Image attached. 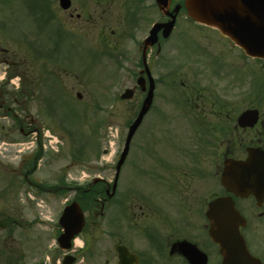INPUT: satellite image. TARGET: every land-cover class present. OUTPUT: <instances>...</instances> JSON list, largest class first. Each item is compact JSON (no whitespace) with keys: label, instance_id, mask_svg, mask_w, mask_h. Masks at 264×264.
<instances>
[{"label":"flooded vegetation","instance_id":"1","mask_svg":"<svg viewBox=\"0 0 264 264\" xmlns=\"http://www.w3.org/2000/svg\"><path fill=\"white\" fill-rule=\"evenodd\" d=\"M65 13L100 17L101 30L118 33L117 42L130 28H146V0H72ZM169 19L163 16L161 21ZM186 36L197 46L177 56L190 46L182 43ZM151 52L156 55L151 54L149 67L161 89L148 121L161 125V137L158 146L146 152V199L117 200L116 213L123 215L87 211L84 246L72 251L68 264H223L210 234L209 206L216 197L231 195L221 181L226 160L264 153L261 96H254L258 103L241 104L253 98L240 88L246 82L245 56L220 33L183 13L177 15L170 36L161 33ZM251 108L259 109V119L240 123L239 116ZM233 197L246 218L241 232L264 264V191L258 197ZM101 234L111 239L112 247H95ZM120 245L129 251L123 258ZM51 264H64L63 257Z\"/></svg>","mask_w":264,"mask_h":264},{"label":"rangeland","instance_id":"2","mask_svg":"<svg viewBox=\"0 0 264 264\" xmlns=\"http://www.w3.org/2000/svg\"><path fill=\"white\" fill-rule=\"evenodd\" d=\"M149 2L152 3L153 0H148ZM8 3L0 1V23H2L1 20L3 19L7 20L9 25H12V21H17V24L22 26V30L28 31L29 27L27 26L30 25V20L26 17L27 14L19 8L17 1L14 3V0H12L10 5H6ZM55 7L58 8V4ZM58 13L60 18L66 22V27L70 31L77 32L83 37V39L80 37L81 41L77 42L79 44L77 49L73 50L70 47V51H73L68 71H60L59 77L62 79V84H64L65 88L66 107L68 105L71 109L84 111L86 113L85 123L82 126L80 124L82 120L78 121V117H68L69 124L74 126L72 130L75 136L72 138L54 120L48 118L46 112L41 109L36 101H32L29 98L24 102V108L27 113L17 108L15 113L25 121L23 126L25 132L28 131L27 124L29 123L35 128L44 129L43 127H49L55 130L56 134L62 138V143L58 146L48 151L45 150V152L41 151V153L43 152V158L38 161V168L31 175V179L38 182L55 183L63 175L67 176V180L76 176L80 177V171L85 170L93 177H102L106 182L112 183L116 172V163L124 146L128 130L127 124L129 119L134 116L135 107L141 100V95L136 94L133 99L126 101L118 99L116 93H121L123 88L129 83L127 79L119 82V84L116 82L112 74L115 68L113 67L114 64L108 58V55L103 58L98 49L100 44H102L100 42L101 26L98 22V16H92L89 23V21H85L88 18L87 16H82L81 19H78L75 16H67L62 11H58ZM151 15L153 16L151 19L157 17V12ZM16 34L15 30L9 29L6 33L0 30V52L4 49L10 51L15 49L14 38ZM107 34H110L109 30ZM137 34L139 36L142 32ZM182 43L192 44L191 37H183ZM206 43L210 48V39H206ZM127 47L132 53L135 52V48L132 47L131 43H128ZM234 56L236 57L237 54L235 53ZM5 60L6 57L3 53H0L1 76L5 74V71H10L12 68V65L8 66L11 59L8 62ZM246 63L247 66H251L254 64V60L248 59ZM259 64L263 66L262 62ZM47 66H45L46 70H43L42 64L36 63V65H33L34 74L40 77L49 67L50 69L52 67L51 65ZM194 68L196 70V67ZM262 72L264 78V69ZM55 73L58 74V69L55 70ZM248 80L240 88H243L242 93L251 97ZM5 87L13 89L15 86L13 82H8ZM78 93L81 94V98L77 96ZM56 97L59 96L56 95ZM254 99V97L246 99L241 104L258 103L256 99L255 102H252ZM262 104L264 105V101ZM69 108H60L58 112H61L62 109L63 112L69 113ZM99 123L100 125H97ZM110 126H112V129L109 128ZM158 127H161V125L159 124L157 127L155 125L153 127L146 125L145 117L134 135L132 148L120 173V185L124 189H126L125 187H140L143 188L141 190L146 191V186L150 183V180L146 178V152L153 151L152 149L155 147L150 143L148 146L147 142L155 140L156 145L159 143L161 129ZM34 136L33 132L31 134L27 133L22 137L15 119L10 115H3V110L0 109V264H5L6 259L12 254L11 252L5 253L2 248H5V245L11 246L9 247L11 249H17V253H22L28 262H32L35 259L43 261L47 258V254L54 249L50 245L57 236L56 222H53V230L50 224L36 221L35 217L43 214L48 217L53 215L54 218H58L66 204L65 199H72L74 195L73 191L57 194L48 191L40 193L38 188L35 187L36 190L34 187H28L22 183L16 186L15 190L12 188L7 191L5 196L1 194L3 189L11 188L9 186L10 176L19 171L17 169L21 154L29 157L32 152L31 149L26 148L27 152L19 153L18 149L23 146H17V143H27L33 140ZM87 137L90 138L87 139ZM78 147L80 149L77 153ZM56 149L58 150L55 151ZM105 149H108V153H103ZM29 193L43 198L45 203L40 201L43 204L38 206L35 203L36 200H32ZM130 196L132 198L133 193ZM112 210H114V206L108 209L106 215L112 216ZM9 213L16 219L15 229H13L10 236L4 226L5 215ZM2 220L3 223L1 224ZM99 239L100 241L95 247H112L113 243L106 234H101ZM59 254L62 256V253Z\"/></svg>","mask_w":264,"mask_h":264},{"label":"water","instance_id":"3","mask_svg":"<svg viewBox=\"0 0 264 264\" xmlns=\"http://www.w3.org/2000/svg\"><path fill=\"white\" fill-rule=\"evenodd\" d=\"M158 2L164 10L169 0H158ZM61 3L64 7H68L70 1L61 0ZM186 5L192 17L219 28L224 34L241 45L247 54L264 57V0H186ZM157 30L158 28L154 29L153 35ZM123 96H132V91L128 90ZM149 102L150 97L144 100L139 117L130 126L126 145L118 162L117 176L128 153L131 138L146 113ZM249 113L244 114L242 119H245ZM257 168L252 163L244 167L230 164L226 168V184L234 188L239 185L240 181H247L249 184L250 181L248 180L254 182V179L245 180L240 177L236 170L244 175L248 172L254 173ZM224 206L229 211L228 215H223L220 212ZM214 209L216 227L213 235L215 240L221 244L228 264H253L252 258L244 251L245 248L237 229L240 219L232 209V205L226 199H218L214 203ZM61 222L66 226L62 240L65 246H70L71 237L81 229L83 224V213L77 202L66 208Z\"/></svg>","mask_w":264,"mask_h":264},{"label":"trees","instance_id":"4","mask_svg":"<svg viewBox=\"0 0 264 264\" xmlns=\"http://www.w3.org/2000/svg\"><path fill=\"white\" fill-rule=\"evenodd\" d=\"M73 112L71 113V116H73ZM74 115H75V118H76V116L80 117V118L84 117L82 114L80 115L79 113H76V112H74Z\"/></svg>","mask_w":264,"mask_h":264}]
</instances>
